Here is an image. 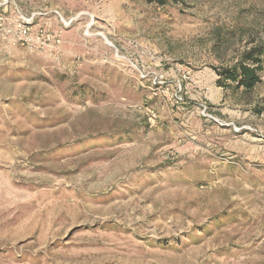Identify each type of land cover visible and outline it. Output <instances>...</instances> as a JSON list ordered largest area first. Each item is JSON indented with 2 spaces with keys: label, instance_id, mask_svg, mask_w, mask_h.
<instances>
[{
  "label": "rangeland",
  "instance_id": "rangeland-1",
  "mask_svg": "<svg viewBox=\"0 0 264 264\" xmlns=\"http://www.w3.org/2000/svg\"><path fill=\"white\" fill-rule=\"evenodd\" d=\"M0 264H264V0H0Z\"/></svg>",
  "mask_w": 264,
  "mask_h": 264
},
{
  "label": "trees",
  "instance_id": "trees-1",
  "mask_svg": "<svg viewBox=\"0 0 264 264\" xmlns=\"http://www.w3.org/2000/svg\"><path fill=\"white\" fill-rule=\"evenodd\" d=\"M241 72L245 78L244 79L245 86H247V88H252L255 85V83L258 81L256 71L248 67H242ZM231 78H234L233 75L231 76Z\"/></svg>",
  "mask_w": 264,
  "mask_h": 264
}]
</instances>
